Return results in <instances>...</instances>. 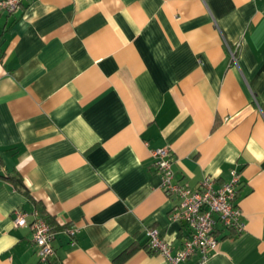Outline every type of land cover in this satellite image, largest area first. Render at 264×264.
I'll use <instances>...</instances> for the list:
<instances>
[{
    "label": "crops",
    "instance_id": "0c3cea01",
    "mask_svg": "<svg viewBox=\"0 0 264 264\" xmlns=\"http://www.w3.org/2000/svg\"><path fill=\"white\" fill-rule=\"evenodd\" d=\"M158 149L192 190L239 172L245 230L217 224L207 264H264V0H22L0 13V264H166L146 230L172 254L191 235L171 220ZM15 211L50 222L52 259Z\"/></svg>",
    "mask_w": 264,
    "mask_h": 264
},
{
    "label": "built area",
    "instance_id": "2783aa9c",
    "mask_svg": "<svg viewBox=\"0 0 264 264\" xmlns=\"http://www.w3.org/2000/svg\"><path fill=\"white\" fill-rule=\"evenodd\" d=\"M22 0H0V13L14 14ZM230 61L236 64V50H229ZM154 167L161 178V189L169 196L179 199L177 207L171 214V220L183 223L190 232L191 238L184 243L181 250L171 253V246L159 236L155 229H147V248L161 256L166 264H186V261L197 254L196 264H207L211 254L217 250L218 239L216 225L241 234L245 230L242 213L235 200L237 189L241 184L239 172L230 171V180L219 189L213 188V182L206 178L192 190L186 185L173 184L171 158L168 149H158L152 152ZM22 211L14 212L13 224L17 228L28 227L32 232V241L37 248L40 262H47L54 257L53 241L55 232L47 220ZM65 232L75 237L77 230L65 229Z\"/></svg>",
    "mask_w": 264,
    "mask_h": 264
},
{
    "label": "trees",
    "instance_id": "16d2710c",
    "mask_svg": "<svg viewBox=\"0 0 264 264\" xmlns=\"http://www.w3.org/2000/svg\"><path fill=\"white\" fill-rule=\"evenodd\" d=\"M11 180L17 182L19 187H22L21 181L19 179H17L16 177L12 178ZM48 221V220H47ZM50 224V222H48ZM51 225V224H50ZM54 230V229H53Z\"/></svg>",
    "mask_w": 264,
    "mask_h": 264
}]
</instances>
